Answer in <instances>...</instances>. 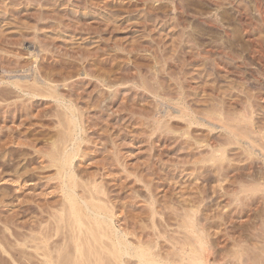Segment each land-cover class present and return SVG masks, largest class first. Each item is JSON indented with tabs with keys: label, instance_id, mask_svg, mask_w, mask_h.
Instances as JSON below:
<instances>
[{
	"label": "rangeland",
	"instance_id": "rangeland-1",
	"mask_svg": "<svg viewBox=\"0 0 264 264\" xmlns=\"http://www.w3.org/2000/svg\"><path fill=\"white\" fill-rule=\"evenodd\" d=\"M263 52L264 0H0V219L11 226L0 224V237L13 245L12 230L45 227L61 200L41 153L55 136L56 104H26L7 84L44 72L82 111L75 170L104 187L118 229L177 253L194 213L215 245L210 264H237L244 246L249 264L264 242V193L243 209L227 199L239 177L264 187ZM228 124L251 131L253 151ZM213 149L225 153L215 164L206 160ZM18 174L27 176L21 186Z\"/></svg>",
	"mask_w": 264,
	"mask_h": 264
},
{
	"label": "bare ground",
	"instance_id": "bare-ground-1",
	"mask_svg": "<svg viewBox=\"0 0 264 264\" xmlns=\"http://www.w3.org/2000/svg\"><path fill=\"white\" fill-rule=\"evenodd\" d=\"M256 7L258 8V6ZM247 26L245 28V25H244V29H245V30L243 29L244 31H247L246 30L247 28L249 29V27ZM253 46H254V43H253ZM254 51H256V49H254ZM259 52L260 51H257V53ZM35 73H37V71ZM42 74L40 75L38 74V76L29 74V76L26 75L25 77H12L9 79H13V81L8 80L9 83L7 84L11 86L12 88H14L16 92L19 91L18 93L21 94V96L23 95V97H26V101L24 100L26 104L31 103L34 99H37V98L43 99L46 101L49 100L56 104L53 114L50 115L53 118H55V123H54L56 127L55 134H54L55 136L49 141L46 151L41 152V153H42V156H44L47 159L46 161L49 164L48 166L50 168L55 169V172L53 174L55 176V181L57 182V185H58L57 189H59L58 195L61 194V200H59L55 208L54 206L52 207L54 209L51 210V212L49 213L47 211H46L47 213L45 212V214H47L46 219L49 220V222L45 220L48 222V225H46L47 222L44 223L46 225L45 227L42 226L43 221L41 222L38 221L36 225H38L39 227L34 228L31 226L32 229H28L29 233L25 232L26 233L25 234L23 232L24 234H21L20 232L19 233L16 232V230L14 231L12 230L11 237L14 239L13 245H11L12 243H10L11 240H9L8 238L9 236L7 237L5 235L4 236L1 235L2 237H0V263L1 264L2 263L3 264H210V261H209L210 259L208 258L212 256L209 257V253H210L209 250L211 249L212 251V246L214 245V243L213 245L211 244V247H210L209 243L211 242L210 240L208 241L207 239L209 234L206 236V233H205L206 229H203L201 227L200 221L202 220L198 221V219H196L197 216L194 215V213H187V214L184 213L186 217V221L183 222L184 224L182 225L183 227L181 226V228H184L186 230V232L185 230H183L184 231L183 234L185 235L183 236L184 237L183 239L185 241L184 242L182 241L180 243V248L179 246H177V244H175L178 247L177 250H180V252H177V250L175 249L176 251L174 252H177V253H173V251H170V253H166V254L163 253L164 255L161 254V252L159 253V251L157 253L155 252L156 251L155 248H157V245H153L150 243L145 244L142 240L141 242L140 239L138 238L134 239L135 241L139 240L138 242L135 243L134 240L132 239L131 232L129 233L127 229H122L123 227L122 228L120 227L122 230H119L120 228L118 229V226L116 227L117 222L115 220L114 208L113 206H111L112 204L110 205L111 202L108 201L109 199L105 197L106 192H105L104 187H102L101 184L93 180V178L85 179V177L84 178L81 177L75 170V162L79 157L80 150H81L80 149L81 144L85 142L82 138V135L85 132V129H84L85 123L83 120L82 111L78 109L76 105H74L75 103L73 104L72 101L71 102L69 101L67 103V101H65L63 97L59 96L58 94L59 90L57 91V85L55 86L54 84L52 85V83H56V82H53V80L50 82L51 79H47L48 77L42 76ZM3 76L1 78H3ZM4 79H2L3 82L5 81ZM4 88L5 87H3V89ZM32 104L33 103H31V105ZM25 107L27 109L26 105ZM29 107L30 109L32 108V106L30 105ZM182 119L184 120V118ZM248 119H245V120H248ZM160 127L161 126H159V128ZM235 128H232L229 125L225 129L226 131H228L230 136H232V138L235 140H238L239 138L243 136L242 140L244 139L247 141L245 144H247L249 151L250 150L253 151L254 150L253 148L255 146L254 142H256L254 140L256 138H254V140L252 139L253 137L251 136V133H250L251 131L248 130L247 134L244 132L245 134L240 136L239 132L237 133L235 131ZM244 131H247V130H244ZM257 146H259V142ZM260 146L262 148V145ZM260 152L261 153L259 152L258 153L261 154V158L264 160V150L260 149ZM213 153L214 154L211 157L212 159H209V160L206 159L207 162L211 161V163L215 164V162L217 161L220 162L225 158V153L222 150L214 151ZM219 165H222V164H219ZM25 177L27 176L18 174L16 177H14L13 182H15L17 186L18 185L21 186L20 184L26 182L24 180ZM4 179H5L4 177H0V182L4 181ZM238 179L239 181L237 180L236 183L239 182V184L238 183L237 184L238 186L239 185L240 186L237 188L234 187L235 189H233V191L232 189H230L231 192H230L229 199H227L228 200L227 204L230 206L238 207L239 209L240 208L243 209L244 208L243 206H245V200L249 199L251 195L253 194L255 195L256 193H259V192L264 193V187L263 185H261L262 183L255 181L254 179H252V177L251 179L248 178V180L246 181H243L244 179L241 180L242 178L240 179V177ZM237 184L235 186H237ZM105 198H107L108 200L107 199L105 200ZM0 201L3 203L4 199L1 198ZM153 216H154V213L152 217ZM5 221L6 220L2 222L0 219V224L4 225L5 230H9V229L11 230V228H9L11 227L9 225V222L7 224ZM263 230H264V227H263ZM175 241L174 242L177 243V240ZM261 245L263 246L257 250L258 252L255 250L256 255H252L253 260L251 259L248 261L249 264H264V242ZM246 248L245 246L240 247L238 248L239 250L237 249V251H235L234 258L237 261V264H241L244 262L242 261V258H245L243 256L246 253H248L247 252L248 249ZM24 249L25 250L30 249L31 251H33V254H30L31 252L30 253L26 252ZM214 251L213 253H215ZM26 256L27 257L32 256V258L36 256L38 257V259L36 258L35 259L36 261L33 263V261L30 262L28 259L26 260L25 259Z\"/></svg>",
	"mask_w": 264,
	"mask_h": 264
}]
</instances>
